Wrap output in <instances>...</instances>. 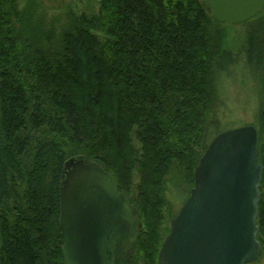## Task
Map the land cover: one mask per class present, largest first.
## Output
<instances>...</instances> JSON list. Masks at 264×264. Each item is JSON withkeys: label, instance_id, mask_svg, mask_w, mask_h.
Wrapping results in <instances>:
<instances>
[{"label": "trees", "instance_id": "obj_1", "mask_svg": "<svg viewBox=\"0 0 264 264\" xmlns=\"http://www.w3.org/2000/svg\"><path fill=\"white\" fill-rule=\"evenodd\" d=\"M63 1L0 0V264H63L59 186L64 162L80 157L108 172L138 212L130 264H157L179 211L166 215L165 191L179 181L185 202L199 159L220 133L209 139L215 77L228 66L219 69L221 54L235 48L253 61L260 85L253 124L260 254L264 9L232 38L198 0H96V14L67 6L61 23L48 7Z\"/></svg>", "mask_w": 264, "mask_h": 264}, {"label": "water", "instance_id": "obj_2", "mask_svg": "<svg viewBox=\"0 0 264 264\" xmlns=\"http://www.w3.org/2000/svg\"><path fill=\"white\" fill-rule=\"evenodd\" d=\"M198 1L216 22L228 25L245 23L264 9V0ZM261 176L253 125L215 136L195 167L188 198L170 220L157 264L256 262ZM58 207L63 264H130L141 221L100 165L87 157L65 161Z\"/></svg>", "mask_w": 264, "mask_h": 264}, {"label": "rangeland", "instance_id": "obj_3", "mask_svg": "<svg viewBox=\"0 0 264 264\" xmlns=\"http://www.w3.org/2000/svg\"><path fill=\"white\" fill-rule=\"evenodd\" d=\"M26 0H18L19 7L24 5ZM62 1V0H61ZM54 3V2H53ZM67 6H70L73 14L85 13L87 16H92L97 13L98 4L95 0H65L60 3H56L54 6L48 7V14L51 17H57L61 23L68 18ZM228 25V24H227ZM245 25H228L226 29L231 33L232 38H237L247 30ZM102 34H99V38L102 39ZM235 48L233 50H225L220 57V67L226 70L217 73L215 77L216 94L218 97L217 105L214 109L213 126L210 129L209 139H212L217 133H221L225 130L242 127L245 125L254 124V114L257 110L259 103L260 85L254 79H251L254 71L253 61L249 64L245 62L243 52ZM242 56V62L237 65H229L231 60ZM241 62V61H239ZM250 66V67H249ZM243 68L245 70H243ZM246 71V72H245ZM253 80V81H252ZM170 185V186H168ZM168 187L165 191L168 201L171 203L170 209L167 208L166 215L176 213L182 206L184 194L177 195V190L182 188V184L173 179L168 183ZM179 191V190H178ZM252 264H264V247L261 253L258 255V260Z\"/></svg>", "mask_w": 264, "mask_h": 264}]
</instances>
